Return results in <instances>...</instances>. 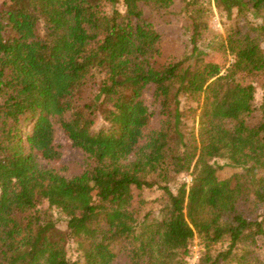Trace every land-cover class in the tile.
I'll list each match as a JSON object with an SVG mask.
<instances>
[{
	"label": "trees",
	"instance_id": "obj_1",
	"mask_svg": "<svg viewBox=\"0 0 264 264\" xmlns=\"http://www.w3.org/2000/svg\"><path fill=\"white\" fill-rule=\"evenodd\" d=\"M173 1L0 3V264H79L70 240L85 264H117L121 242L131 264H185L195 236L199 264H264V81L256 105V85L242 80L264 79V0H183L192 64L163 57L144 14ZM211 2L230 24L204 43ZM183 97L195 103L196 132ZM54 123L89 160L78 174L41 164L61 155ZM217 158L239 171L220 179ZM182 173L190 182L173 189ZM154 186L158 215L139 218L135 189Z\"/></svg>",
	"mask_w": 264,
	"mask_h": 264
},
{
	"label": "rangeland",
	"instance_id": "obj_2",
	"mask_svg": "<svg viewBox=\"0 0 264 264\" xmlns=\"http://www.w3.org/2000/svg\"><path fill=\"white\" fill-rule=\"evenodd\" d=\"M3 0H0V3ZM184 4L183 0H174L173 4L169 9L162 10H152L148 7L144 8V14L147 17H150L154 28L162 35V54L163 57L171 61H180L184 60L187 64H192L195 61V57H192L191 46L189 41L191 28L185 25L186 18L183 16L182 11L178 13L180 7ZM117 8L124 12V7L120 3L117 5ZM211 15L208 19V30L203 36V42L207 43L208 41H218L220 36H224L226 25L230 22L222 20L219 12L214 6V3L211 2ZM261 47L264 50V40L261 42ZM205 59H214L219 61L224 66L230 60V57L225 54H217L208 52V54L203 55ZM244 82H253L256 85V90L254 93L255 104L258 105L262 98L263 90L261 85L264 79L261 77H256L255 75H244L242 76ZM145 104L152 111H157V104L152 102L151 89H148L144 94ZM180 107L184 110L183 121L188 127H194V131H197L198 118L197 111H188V108L195 107V103L191 102L189 99L183 97L181 99ZM33 120H28L25 125L22 126L23 134L27 133L32 125ZM158 126V118L156 112L154 117L151 119L148 128L154 129ZM196 135V133H195ZM54 143L59 147L60 158L56 162H47L41 161V164L45 167H50L56 169V171L67 177L73 176L80 173L89 165V160L85 153L80 149L76 148L67 135L61 130L57 123H54V133H53ZM216 165H222V168L218 169L217 175L220 179L227 178L232 175L234 172L239 171L237 168L230 166L226 160L222 158H217L214 160ZM191 180L190 173H182L176 176L175 180L170 183V186L175 189L177 185L181 182L189 183ZM135 194H138L139 199H142L144 202L141 205L135 204V209L139 210V218H143L144 215L152 217L158 215L159 212V203L158 198L162 194V190L156 186L151 188H143L140 191L135 189ZM47 202H43L40 205V208H47ZM54 218L58 217V227L62 230L66 229V222L62 220L63 215L58 211H54ZM123 243L118 244V255L116 259L117 264H131V259L128 256L126 251L121 252ZM122 246V247H121ZM203 252L201 240L198 236H195L190 243L189 253L185 259V264H199L201 254ZM67 258L71 261H75L79 264H85L82 257L81 251L77 247V244L74 240H70L66 246ZM262 258L264 259V250L261 251ZM234 264V263H229Z\"/></svg>",
	"mask_w": 264,
	"mask_h": 264
}]
</instances>
